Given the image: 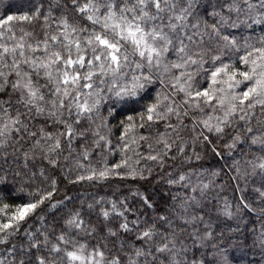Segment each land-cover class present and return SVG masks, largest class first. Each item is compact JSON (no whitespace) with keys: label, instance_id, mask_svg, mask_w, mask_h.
Returning <instances> with one entry per match:
<instances>
[{"label":"snow or ice","instance_id":"6c2138e0","mask_svg":"<svg viewBox=\"0 0 264 264\" xmlns=\"http://www.w3.org/2000/svg\"><path fill=\"white\" fill-rule=\"evenodd\" d=\"M29 2L0 16V264H264V0ZM113 178L157 190L55 199Z\"/></svg>","mask_w":264,"mask_h":264},{"label":"trees","instance_id":"16d2710c","mask_svg":"<svg viewBox=\"0 0 264 264\" xmlns=\"http://www.w3.org/2000/svg\"><path fill=\"white\" fill-rule=\"evenodd\" d=\"M29 7H30L29 0H0V16H4L6 14H20V13L28 11ZM239 54L242 55L243 53L241 52ZM233 60H235V55L233 56ZM236 67L241 68V69L243 68V66L240 64H236ZM147 102H148L147 100L140 101L138 104L132 105V107H135L137 108V110H139V108H141L143 104ZM122 108L123 106L120 103H117L116 110L120 111L122 110ZM126 114H127L126 111H121V114L116 117V120L123 119L124 115ZM116 120H114L113 123H115ZM119 159H120L119 155H112V156L106 157L107 163L109 164L115 163ZM97 163H98V157L92 158V164L97 165ZM99 163H104V161H99ZM201 163H203L205 169L218 170L220 169L221 165L226 163V161L224 159L218 160L217 158L213 157L209 153L205 155V158ZM225 179L227 178L225 177ZM217 182L220 183L222 181H220V179L217 178ZM257 184H258V181H257ZM139 185H143L142 190L146 189L148 192L157 190V185H156L155 180H152L151 186L149 187L148 182H139L138 184H133L131 181L122 182L118 178H113L109 181H105L103 184V187H101V185L99 184L90 186L89 183L87 182H85L83 185H76V186L67 185V184L62 183L60 184V190L57 193L55 199L57 200L61 199L65 195V193H67L68 195L72 197H78L79 199H83L93 194H96L99 196H105V195L111 196L112 193L116 191L117 189L123 190L126 187L135 188ZM159 191L166 192L167 189L165 188L164 185H160ZM228 191L230 193L231 189L229 188ZM17 194L18 193H13V195H17ZM124 194L127 195L128 193L125 191ZM68 208H71V204L68 205ZM64 211H66V209H61L60 211H56L55 209H49L43 214L47 217V220L49 221L50 224H54L60 221V217ZM38 226L39 225H37V227ZM237 255H239V253H237Z\"/></svg>","mask_w":264,"mask_h":264}]
</instances>
